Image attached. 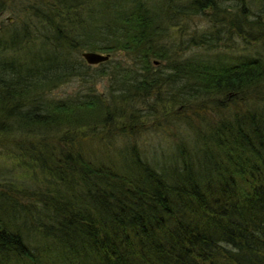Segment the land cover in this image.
I'll list each match as a JSON object with an SVG mask.
<instances>
[{
	"label": "trees",
	"instance_id": "16d2710c",
	"mask_svg": "<svg viewBox=\"0 0 264 264\" xmlns=\"http://www.w3.org/2000/svg\"><path fill=\"white\" fill-rule=\"evenodd\" d=\"M5 13L0 157L32 185L0 182V264H264V0H0ZM198 14L215 32L170 39ZM221 29L262 52L230 57ZM116 52L130 62L110 66ZM146 118L181 128L168 150L140 148Z\"/></svg>",
	"mask_w": 264,
	"mask_h": 264
},
{
	"label": "rangeland",
	"instance_id": "374dc122",
	"mask_svg": "<svg viewBox=\"0 0 264 264\" xmlns=\"http://www.w3.org/2000/svg\"><path fill=\"white\" fill-rule=\"evenodd\" d=\"M221 1L224 4H234L236 2V0H224L226 2H224L223 0ZM225 6L226 5H224V7ZM0 19L2 20L4 19V21L6 22H11L13 20L11 15L8 13L3 14V16ZM210 23L211 22L208 21V18L206 16L198 14L194 16L192 19L190 18L189 20H185V21L182 20L178 26L174 28H170L168 35L169 33H171L170 39L176 40V43L179 41H187V39L190 38L191 35L193 34L194 30L198 31L197 34H199V32L200 33L204 32L206 30H208L209 34L212 32H215V29H209L211 25ZM0 25H1V22H0ZM225 33H228V31L221 29L220 31L221 39L218 40L217 42L213 40V42L218 43L217 44L218 46L216 47L217 49H219L220 51H223L230 57L233 56L236 58V57H242L245 55L252 56L256 54L257 52H262V48L260 44L258 43V41L252 40L253 41L252 42L251 40L250 41L243 40L242 38L238 37L234 33L232 34H225ZM254 35L255 33H253V36ZM208 36L210 37V39H213L212 38L213 34L208 35ZM184 46H185L184 44L183 45L179 44V46L176 47L180 56H184L186 54L190 56L199 55V52L196 51L198 48L197 49L189 48V50L185 52L183 50ZM110 55H111V58H110L111 63L109 64L110 66L112 63L114 64V62H120L121 65H125L130 62L129 57L125 56L121 52L120 53L116 52ZM91 65H95L96 68L100 66L97 64H91ZM109 78H110V75H107L104 77H100L99 79L96 80L95 89L97 90L98 93L106 94L109 88V84L111 83ZM78 86L80 87V85H77L76 82L74 83L71 82L67 85L62 86L60 90H58L56 93H58L59 95H64V93H72L75 90H77ZM139 105L143 106L144 104L140 103ZM145 120L146 122L142 124V127H143L142 130L144 131V133H142L140 137L137 138L140 148H142L143 150L146 149L147 151L151 149L157 150L158 148H159V151L160 149L164 151L168 150L173 140V139L172 140L170 139V137H172L170 133L177 132L180 127H177L175 129V127L170 125L169 127L170 130H169L168 128L164 129V126H162L160 123L157 124L156 122H154V119L146 118ZM0 173H2L0 174V182H4L3 179L5 178H7L8 180H13V181L15 180L17 182L26 180V182L29 183L30 188H31L32 181H31V178L28 177V171L22 169L19 166L18 162H15L14 158H12L11 156L10 158L7 156L0 157Z\"/></svg>",
	"mask_w": 264,
	"mask_h": 264
},
{
	"label": "water",
	"instance_id": "95a60500",
	"mask_svg": "<svg viewBox=\"0 0 264 264\" xmlns=\"http://www.w3.org/2000/svg\"><path fill=\"white\" fill-rule=\"evenodd\" d=\"M81 55L88 64H98L109 59V54L95 51H84Z\"/></svg>",
	"mask_w": 264,
	"mask_h": 264
}]
</instances>
